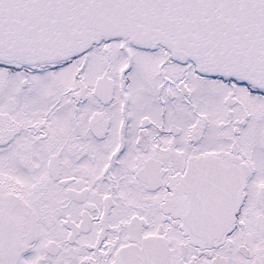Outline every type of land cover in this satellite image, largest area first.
I'll return each mask as SVG.
<instances>
[{"label": "snow or ice", "instance_id": "snow-or-ice-1", "mask_svg": "<svg viewBox=\"0 0 264 264\" xmlns=\"http://www.w3.org/2000/svg\"><path fill=\"white\" fill-rule=\"evenodd\" d=\"M0 264H264V0H0Z\"/></svg>", "mask_w": 264, "mask_h": 264}]
</instances>
